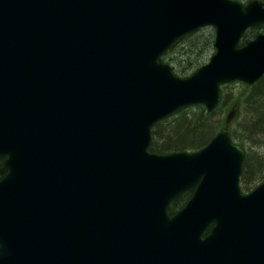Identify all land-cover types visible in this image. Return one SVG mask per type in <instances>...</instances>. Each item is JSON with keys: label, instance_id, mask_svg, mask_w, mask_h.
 I'll use <instances>...</instances> for the list:
<instances>
[{"label": "water", "instance_id": "obj_1", "mask_svg": "<svg viewBox=\"0 0 264 264\" xmlns=\"http://www.w3.org/2000/svg\"><path fill=\"white\" fill-rule=\"evenodd\" d=\"M264 7L232 0H0V264H264V181L222 129L193 153L151 129L264 76ZM214 29L179 78L161 57ZM193 189L185 206L168 208Z\"/></svg>", "mask_w": 264, "mask_h": 264}, {"label": "trees", "instance_id": "obj_2", "mask_svg": "<svg viewBox=\"0 0 264 264\" xmlns=\"http://www.w3.org/2000/svg\"><path fill=\"white\" fill-rule=\"evenodd\" d=\"M257 1L264 4L262 0ZM260 28L262 27H257V29ZM256 34L258 33L250 31L245 35L242 43L244 44ZM207 36L211 35L207 34L205 29L187 35L175 43L161 58V61L169 65L173 64L172 69L174 68L182 76L193 73L201 66L208 48L212 47L213 39ZM253 87V90L250 89V96H247L245 101L249 108H246V113L248 110L252 113V118L246 127V134L250 137L264 129V85L259 81ZM245 89L246 92L249 91L248 87ZM239 98L240 96L236 101ZM196 109L197 115L192 114L187 117L185 116L187 112L183 110L174 115L180 114L181 118L175 119L173 124L167 122L168 119L156 124L151 130L152 142L149 151L156 154L196 151L204 147L220 129L227 128L229 130L233 112L217 125L212 118L217 109L212 113H207L201 106H197ZM239 145L241 146V144ZM253 160L250 162L249 157H246L242 164L240 184L243 191H249L256 182L264 180V159L257 157ZM190 195L191 192L185 193L173 201L168 209L169 214L171 215L180 209Z\"/></svg>", "mask_w": 264, "mask_h": 264}, {"label": "rangeland", "instance_id": "obj_3", "mask_svg": "<svg viewBox=\"0 0 264 264\" xmlns=\"http://www.w3.org/2000/svg\"><path fill=\"white\" fill-rule=\"evenodd\" d=\"M234 1H237L241 4H246L248 2V0H234ZM262 1L264 2V0ZM251 31L262 34L264 33V28L263 27L260 29L254 28ZM205 32L211 35L207 37H212L213 39V36H214L213 28L211 27L207 28L205 29ZM213 53H214L213 47L208 48V50L206 51V54L203 57L201 66L208 62V60L213 55ZM172 65L173 64H171L170 66L172 67ZM173 70H174V73L178 77H181V78L187 77L192 74V73H189L187 76H182L174 68ZM261 82H262V85H264V78L261 80ZM246 87L248 86L242 83H233V84L222 86L220 104L217 110L214 112L212 118L214 119V121H216L217 125H219L221 121H223L226 118L227 115H231V113L233 112V116L230 119L231 125L229 126V133H230L231 139L235 144H238V145L241 144L245 152L244 160L246 159V157H249L250 162H251V161H254L253 159L257 157L264 159V129L260 133H256L254 136L252 135L251 137L250 135L246 134V131H247L246 127L248 126V123L250 119L252 118V113H250V110H248V113H246L247 112L246 108L248 107L246 106L245 101H246L247 96L248 97L250 96V93H251L250 89L253 90L252 88H254L253 86L248 87L249 91L246 92V89H245ZM239 96L240 98L236 101V99ZM196 107L197 106L190 107L189 109L185 110L184 112H187V115L185 116L190 117L192 114L197 115ZM180 118L181 116L179 114L177 116H173L169 118L167 122H171V124H173V121L175 119L179 120ZM261 182L262 180H259L258 182H256L250 188V190L254 189ZM240 187H241V184H240ZM249 191L242 190V192L245 194H247V192Z\"/></svg>", "mask_w": 264, "mask_h": 264}, {"label": "flooded vegetation", "instance_id": "obj_4", "mask_svg": "<svg viewBox=\"0 0 264 264\" xmlns=\"http://www.w3.org/2000/svg\"><path fill=\"white\" fill-rule=\"evenodd\" d=\"M3 158H0V169H1V166H2V163H3ZM3 177V174L0 173V180L2 179Z\"/></svg>", "mask_w": 264, "mask_h": 264}]
</instances>
